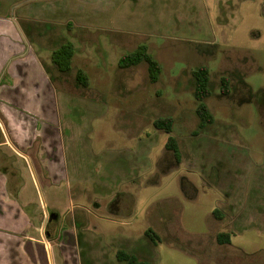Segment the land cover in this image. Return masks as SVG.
Instances as JSON below:
<instances>
[{
  "label": "rangeland",
  "instance_id": "374dc122",
  "mask_svg": "<svg viewBox=\"0 0 264 264\" xmlns=\"http://www.w3.org/2000/svg\"><path fill=\"white\" fill-rule=\"evenodd\" d=\"M12 14L17 40L50 80L49 123L67 164L62 179L45 178L36 155L28 162L10 138L15 119L0 110V141L9 139L0 172L18 200L12 223L17 217L19 236L52 241L41 262L125 264L116 256L122 248L154 264H264V0H0V16ZM66 42L75 54L62 71L52 55ZM143 43L163 66L157 82L146 61L119 66ZM202 65L216 118L205 127L193 75ZM166 116L179 157L154 123ZM223 233L230 243L218 241Z\"/></svg>",
  "mask_w": 264,
  "mask_h": 264
},
{
  "label": "crops",
  "instance_id": "0c3cea01",
  "mask_svg": "<svg viewBox=\"0 0 264 264\" xmlns=\"http://www.w3.org/2000/svg\"><path fill=\"white\" fill-rule=\"evenodd\" d=\"M2 17H6L10 24H0V110L3 115L5 114L4 117L7 120L10 115L16 121H12L13 125L10 127L12 137L10 136V138L20 146L21 149L19 150L18 147L17 149L23 153L28 162L31 153L36 155L38 167L45 178L50 179L45 176V172L48 171L49 174L53 175L59 173L58 176L62 179L67 170V164L65 156L61 155L60 152L61 136L55 140V132L49 123L54 117L52 116L53 103L50 93V80L42 72L43 63L34 56L35 53L31 51L25 53L24 44L17 40L19 35L17 17L13 14L1 15L0 18ZM22 30L24 32V29ZM5 31L11 34L10 39L3 36ZM39 96H42V99L45 98L46 105L45 102L40 104L41 97L40 99L36 98ZM4 106L12 109L5 110ZM30 123L33 126H30ZM8 142L9 139L7 141L1 140L0 145ZM42 145H45L46 148L41 147ZM18 150H16L17 153ZM40 150H43L42 154ZM32 169L33 167L30 168V171L35 175ZM5 182L6 178L0 172V264H44L43 261L41 262L44 255H41L40 249L51 250L53 243L46 238L19 236L17 217L12 223V211L13 208H18V200L8 197L7 186L5 185L4 188ZM4 208L7 209L5 215L1 212V209ZM4 216L9 221L7 226L3 225ZM96 251L97 258L107 256L103 249H96ZM100 263H102L100 260L96 262V264Z\"/></svg>",
  "mask_w": 264,
  "mask_h": 264
},
{
  "label": "trees",
  "instance_id": "16d2710c",
  "mask_svg": "<svg viewBox=\"0 0 264 264\" xmlns=\"http://www.w3.org/2000/svg\"><path fill=\"white\" fill-rule=\"evenodd\" d=\"M75 54V46L73 42L63 43L61 46L53 51L52 59L54 63L62 71H68L72 68L73 58ZM146 61L148 64L149 76L151 82L159 81L163 66L162 64L149 52L148 46L146 44H140L136 50L123 55L119 61V66L121 68H129L136 66L141 62ZM193 75L196 78L195 86V97L198 101L197 113L200 117V124L202 127L207 126L215 121V116L208 106L206 100L211 96L212 92L210 89V69L206 65H202L197 69H194ZM77 78L81 84H88V76L83 69H79L77 73ZM231 79L227 75L221 77V92L223 94H229L231 92ZM155 126L158 129H162L171 135L167 141V149L174 152V154L179 157L181 153V148L178 139L172 135L174 131V119L172 116L159 117L155 120ZM216 215L220 213L218 209L214 211ZM148 236L153 240H158L159 235L149 229L147 232ZM218 241L222 244L230 243L231 236L229 233H223L218 236ZM118 260L124 262L125 264H154L148 260H145L135 253L128 251L126 249H119L116 254Z\"/></svg>",
  "mask_w": 264,
  "mask_h": 264
},
{
  "label": "water",
  "instance_id": "95a60500",
  "mask_svg": "<svg viewBox=\"0 0 264 264\" xmlns=\"http://www.w3.org/2000/svg\"><path fill=\"white\" fill-rule=\"evenodd\" d=\"M19 29H20V32H21V34L23 35V37L26 39V36H25V34H24V32H23V30H22V28L19 26ZM57 214H55V213H52L51 214V218H57Z\"/></svg>",
  "mask_w": 264,
  "mask_h": 264
},
{
  "label": "built area",
  "instance_id": "2783aa9c",
  "mask_svg": "<svg viewBox=\"0 0 264 264\" xmlns=\"http://www.w3.org/2000/svg\"><path fill=\"white\" fill-rule=\"evenodd\" d=\"M47 243L49 244V241H47Z\"/></svg>",
  "mask_w": 264,
  "mask_h": 264
}]
</instances>
